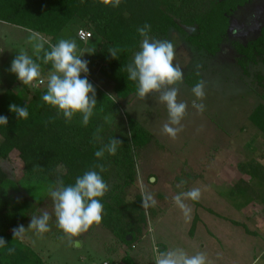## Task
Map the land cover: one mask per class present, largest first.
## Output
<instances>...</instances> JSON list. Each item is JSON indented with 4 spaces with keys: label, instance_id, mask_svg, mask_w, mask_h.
Listing matches in <instances>:
<instances>
[{
    "label": "rangeland",
    "instance_id": "374dc122",
    "mask_svg": "<svg viewBox=\"0 0 264 264\" xmlns=\"http://www.w3.org/2000/svg\"><path fill=\"white\" fill-rule=\"evenodd\" d=\"M263 26L264 0H252L232 16L229 33L215 56L196 49L174 29L167 36H152L174 45L173 62L183 71L182 81L174 86L179 90L178 101L188 107L181 121L183 130L173 139L162 131L169 118L159 93L153 92L145 100L136 96L131 102H121L122 113L136 118L153 135L137 157V186L133 191L139 189L142 193L148 223L142 241L131 249L135 264H155L160 244L166 246L165 250L183 249L190 256L203 252L207 264H231L230 254L237 259L236 264H251L263 251L264 193L232 194V188L243 179L234 165L250 159L264 162V134L248 118L255 106L264 103V64L249 66V73L245 74L237 64L235 50L237 41L246 43L256 38ZM184 28L189 33L195 31L193 27ZM32 33L35 32L0 20V95L12 83L15 90H20V81L9 69L20 49L35 57L32 44L27 42ZM94 42L97 44V40ZM90 48L77 50V54ZM90 55L85 53L81 58L87 60ZM193 72L202 76L205 86L202 101L196 100L192 93L194 86L185 81ZM47 75L48 72L42 71L45 82ZM259 76H263V85ZM88 77L104 91L111 92L109 79L98 72H88ZM38 82L36 87H41ZM21 92L24 97L34 93L24 89ZM194 100L204 104L202 113L192 106ZM1 165L11 181L9 218L13 220L6 227L11 232L23 225L26 231L20 240L40 254L46 264H125L126 247L102 225L94 224L86 233L71 239L57 227L50 186L25 182L24 164L17 150ZM256 184L253 181L251 186ZM192 188H199L201 197L198 201L183 198L186 209L182 210L173 198ZM214 189L215 199L210 194ZM45 197L43 203L35 202ZM223 198L231 209L222 207ZM246 200L248 206L244 209ZM208 205L223 217L211 216L214 210L211 212ZM43 211L51 215L50 231L38 236L28 226L32 216H40ZM224 217L239 220L255 233H246L244 226L234 225ZM193 220L201 223L196 230L192 229Z\"/></svg>",
    "mask_w": 264,
    "mask_h": 264
},
{
    "label": "trees",
    "instance_id": "16d2710c",
    "mask_svg": "<svg viewBox=\"0 0 264 264\" xmlns=\"http://www.w3.org/2000/svg\"><path fill=\"white\" fill-rule=\"evenodd\" d=\"M251 1L122 0L119 7L113 8L100 0H0V20L46 38L49 42L44 45L45 50H50L49 44H56L60 39L75 40L79 51L84 47L94 48V54L87 58L89 72H98L112 84L108 93L92 81L88 73H81L82 78L87 75L96 89L97 105L86 127L79 114L66 122L62 114L57 115V110L42 100L47 81L36 88L20 81V90H15L12 83L0 95V116L8 118L7 126L0 125V238L7 244L0 248V264H46L31 246L19 238L13 239L12 231L6 227L13 220L9 218L11 181L1 161L8 160L14 150L23 161L25 182L50 187H55L57 179H62L65 185L74 184L78 176L93 169L95 164H103L106 171L101 175L109 185V191L101 198L104 210L99 225L126 247L125 264H135L131 249L142 241L148 223L142 193L139 189L133 191L137 186V157L153 139L152 133L136 118L124 115L121 110L122 101L131 102L137 96V83L128 80L126 71L143 39L137 29L145 23L151 25L150 37L167 36L171 30H177L190 45L215 56L220 53L229 33L232 16ZM184 27H193L195 31L189 33ZM78 29L91 31V41L79 39ZM116 47L123 51L113 59L108 50ZM235 50L237 64L245 74L249 73V66L264 64V26L256 38L246 43L237 41ZM40 55L42 57L43 52ZM37 62L42 71L51 69V64L45 65L42 60ZM201 78L199 72H193L185 81L195 86ZM258 78L263 85V76ZM22 89L34 93L24 97ZM13 103L27 106V119L18 120L9 110ZM248 118L264 134V103L255 106ZM97 129L101 139L94 141ZM113 137L123 142L117 147L116 154L105 152L103 159L97 160L94 153ZM234 167L244 175L241 182L246 184L245 193H254L251 183L255 180L264 184V165L258 160L250 159ZM240 187L238 183L236 188L239 190ZM46 198L32 200L39 204ZM237 223L244 226L246 233H255L248 225ZM159 246L160 251L166 249V246L161 248L162 244ZM9 247L15 248L12 255L7 253Z\"/></svg>",
    "mask_w": 264,
    "mask_h": 264
},
{
    "label": "clouds",
    "instance_id": "9594fccd",
    "mask_svg": "<svg viewBox=\"0 0 264 264\" xmlns=\"http://www.w3.org/2000/svg\"><path fill=\"white\" fill-rule=\"evenodd\" d=\"M121 2L122 0H100V3L113 8L119 7ZM150 30L151 25L147 23L137 29L143 39L140 50L134 54L132 61L126 66L128 80L137 83V96L140 99L145 100L153 92L160 94L159 99L166 104L169 118L163 125L162 131L175 139L183 130L181 121L188 107L185 102L178 101L179 90L174 86L182 81L183 71L173 62L175 53L172 42L150 37ZM27 42L32 44L36 59L28 55L24 49H20L18 55L12 60L9 71L15 74L23 85L35 87L34 82L37 80L41 84L45 83L42 78L41 64L37 61L42 60L45 65L51 64L46 78L47 90L42 95V100L56 109L57 115L62 114L66 122H71L73 117L79 114L82 117V125L86 127L94 114L97 100L96 89L87 79V75L81 77V73L89 72L88 61L81 57L85 53L94 54L96 50L90 48L77 54L76 41L69 39H60L56 44H49L50 50H45L44 45L48 41L38 33H32ZM119 51L123 49L110 48L108 53L113 59H117ZM41 52H43L42 57ZM204 87V83L199 82L192 88L196 100H203ZM196 100L193 101L192 106L198 113H202L205 106L203 103H197ZM9 110L16 114L18 120L27 119L29 116L26 105L21 107L13 103L9 105ZM0 125H8L6 116H0ZM100 139L99 129H97L93 140ZM122 143L121 140L113 137L94 155L97 160L103 159L105 152L115 155L117 147ZM104 171H106L104 165L97 163L93 169L78 176L74 184L65 185L62 179H57L55 187L49 188L57 227L69 239L86 233L94 224L98 225L101 222L104 210L101 198L109 191V185L101 175ZM200 197L201 190L192 188L177 194L173 199L182 210H185L183 198L198 201ZM50 219L49 212L43 211L40 216H32L28 229H33L38 236H42L50 231ZM25 231L23 225L13 228V239H22ZM6 245L5 239L0 238V248ZM14 252L15 248L7 249L8 255ZM155 264H207V256L203 252L190 256L183 249L177 248L159 251L155 257Z\"/></svg>",
    "mask_w": 264,
    "mask_h": 264
},
{
    "label": "crops",
    "instance_id": "0c3cea01",
    "mask_svg": "<svg viewBox=\"0 0 264 264\" xmlns=\"http://www.w3.org/2000/svg\"><path fill=\"white\" fill-rule=\"evenodd\" d=\"M261 164H263L264 165V162H262V161H259ZM240 175L242 176V177H244V175L243 174H241L240 173ZM241 182V181H240ZM254 182H257V184L255 185V186H252L253 188H254V193H259V192H261V193H264V184L260 181V180H255ZM237 186V185H236ZM236 186H234L232 189H234V191H235V193H233L232 192V194H239V195H244V196H246V193L244 192L245 191V189H246V186H242V183H241V187L239 188V190L236 188ZM243 188H244V191H243ZM231 189V190H232ZM236 191H237V193H236ZM216 192V190L214 189V190H212V192L210 191V194L212 193V198L213 199H215L216 198V195L214 196V194L213 193H215ZM217 194V193H216ZM220 197H222V196H220ZM224 199V198H223ZM218 201H219V199H218ZM220 202V201H219ZM248 204V201L246 200V202H245V204H243L244 205V209L248 206L247 205ZM221 205H222V207L224 208V206H225V209H231L232 208V206H230V204H227L226 202H225V199L224 200H221ZM202 206H203V204H202ZM204 208V207H203ZM208 208H209V210L212 212V209L214 210V213L211 215V216H213V217H215L216 219H219V218H221V217H223L220 213H218L217 211H215V209L213 208V207H211V206H209L208 205ZM240 215V214H239ZM224 218H226V219H228V220H231L230 221V223H233L234 225H236V224H238L237 222H240L239 220H236V219H230V218H227V217H224ZM203 219H205V218H203ZM204 223H205V221H203ZM198 223V222H197ZM201 223H200V221H199V223L198 224H196V221L195 220H193V228L192 229H194L195 228V230L197 229V227L196 226H198V225H200ZM240 224V223H239ZM247 235V234H246ZM228 235H226V237H227ZM241 236H243V235H241ZM218 237V236H217ZM229 237V236H228ZM230 237H232V235H230ZM219 238H220V236H219ZM237 238H239V239H241L240 237H238L237 236ZM161 248H163V246L161 247ZM239 250V249H238ZM241 250V249H240ZM238 253V252H237ZM218 254H215L214 255V257L215 258H218ZM230 256H232L233 257V259H232V261H230V263L231 264H236L237 263V259L235 258V256H233V255H231L230 254ZM251 264H264V249H263V251L262 252H260L259 254H257L256 256H255V258L253 259V262L251 263Z\"/></svg>",
    "mask_w": 264,
    "mask_h": 264
},
{
    "label": "built area",
    "instance_id": "2783aa9c",
    "mask_svg": "<svg viewBox=\"0 0 264 264\" xmlns=\"http://www.w3.org/2000/svg\"><path fill=\"white\" fill-rule=\"evenodd\" d=\"M77 35L78 38L81 39L82 41H87L93 36L92 32L86 29H78Z\"/></svg>",
    "mask_w": 264,
    "mask_h": 264
},
{
    "label": "water",
    "instance_id": "95a60500",
    "mask_svg": "<svg viewBox=\"0 0 264 264\" xmlns=\"http://www.w3.org/2000/svg\"><path fill=\"white\" fill-rule=\"evenodd\" d=\"M154 179V178H153Z\"/></svg>",
    "mask_w": 264,
    "mask_h": 264
}]
</instances>
